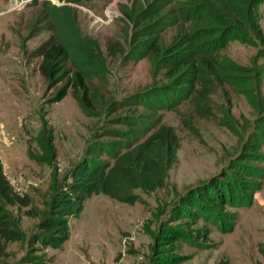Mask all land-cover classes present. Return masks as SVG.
Returning <instances> with one entry per match:
<instances>
[{
	"label": "rangeland",
	"instance_id": "rangeland-1",
	"mask_svg": "<svg viewBox=\"0 0 264 264\" xmlns=\"http://www.w3.org/2000/svg\"><path fill=\"white\" fill-rule=\"evenodd\" d=\"M141 1L147 0L71 3L81 31L97 39L105 56L104 71L91 80L99 94L96 114H87L70 89L55 100L62 82H50L39 71L40 46L51 35L41 16L44 0H0V158L14 188L31 198L28 206L6 205L5 209L27 237L47 212L51 195L64 175L87 155L88 145L95 139L117 138L106 134L105 129L122 127L110 118L129 108L114 110L111 102L122 100L152 81L151 63L146 57L112 53L116 43L127 47L121 4L138 5ZM257 8L264 31V0ZM171 32L166 30V38ZM222 53L241 70L242 75L236 78L242 81L250 77L252 83L246 88L228 83L216 87L210 94L211 116L192 115L187 102L181 103L178 110L162 111V120L174 126L180 137L177 161L168 169L163 184L145 190L118 179L115 189L122 198L90 192L82 210L68 216V238L57 247L36 243V262L28 264L149 262L153 232L168 216L175 195L224 168L255 129L254 123L264 117V45L234 39ZM224 111L229 112L237 129L223 124ZM188 118L186 124L183 119ZM43 124L51 130L55 148L51 162L42 158L38 136ZM259 151L264 152V145ZM227 208L237 212L233 228L222 231L206 223L211 245L181 242L179 250L188 257L179 264H215L220 260L228 264H264V179L251 204ZM29 247L27 240L9 243L8 254L0 258V264H20V257Z\"/></svg>",
	"mask_w": 264,
	"mask_h": 264
},
{
	"label": "trees",
	"instance_id": "trees-1",
	"mask_svg": "<svg viewBox=\"0 0 264 264\" xmlns=\"http://www.w3.org/2000/svg\"><path fill=\"white\" fill-rule=\"evenodd\" d=\"M78 1L44 0L41 16L51 35L40 46L38 68L46 80L62 82L55 100L70 89L87 114H96L99 94L91 80L104 71L105 56L97 39L79 27L76 8L71 4ZM260 1L147 0L138 5L121 4L127 47L116 43L111 52L146 57L151 63L152 81L122 100L111 102L114 110L129 108L110 118L122 127L105 129L106 134L117 138L95 139L88 145L87 155L64 175L51 195L47 212L28 237L5 206H28L31 198L14 188L0 158V258L8 254V245L13 241L27 240L30 244L20 264L36 262V243L60 246L69 236L68 216L82 210L90 192L123 197L115 189L118 179L145 190L163 184L168 169L177 161L180 137L174 126L162 120V111L178 110L181 103L187 102L192 115L211 116L210 94L216 87L228 83L246 88L252 83L250 77L242 81L236 78L242 75L241 70L222 50L234 39L264 45L257 8ZM168 29L172 32L166 38ZM223 115V124L237 129L229 112ZM183 120L189 123V118ZM254 128L224 168L175 195L168 216L158 222L153 232L147 264L183 262L188 256L180 252L181 242L210 246L208 222L222 231L233 228L237 212L227 206L251 204L264 179V152L259 151L264 145V117L254 123ZM38 137L42 158L51 162L55 154L51 130L43 124ZM215 264L228 262L220 260Z\"/></svg>",
	"mask_w": 264,
	"mask_h": 264
},
{
	"label": "built area",
	"instance_id": "built-area-1",
	"mask_svg": "<svg viewBox=\"0 0 264 264\" xmlns=\"http://www.w3.org/2000/svg\"><path fill=\"white\" fill-rule=\"evenodd\" d=\"M20 4V3H19Z\"/></svg>",
	"mask_w": 264,
	"mask_h": 264
}]
</instances>
